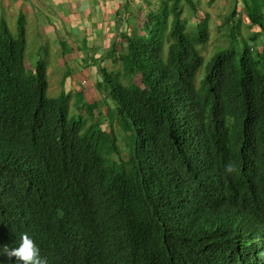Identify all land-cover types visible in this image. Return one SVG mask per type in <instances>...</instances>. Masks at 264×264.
<instances>
[{"label": "trees", "instance_id": "1", "mask_svg": "<svg viewBox=\"0 0 264 264\" xmlns=\"http://www.w3.org/2000/svg\"><path fill=\"white\" fill-rule=\"evenodd\" d=\"M242 1L259 32L231 37L200 81L210 21L187 28L195 0H163L122 33L119 69L95 86L108 128L100 99L81 92L84 115L64 86L50 97L46 59L28 66L24 17L16 33L0 20V247L28 231L49 264L123 251L131 264H264V13Z\"/></svg>", "mask_w": 264, "mask_h": 264}, {"label": "crops", "instance_id": "2", "mask_svg": "<svg viewBox=\"0 0 264 264\" xmlns=\"http://www.w3.org/2000/svg\"><path fill=\"white\" fill-rule=\"evenodd\" d=\"M195 2L197 8L199 4H206L213 8L221 7L222 12L228 11L224 15L229 22L235 7L237 14L241 13L242 8L247 15L246 4L242 0H238L237 4L236 0ZM162 3L163 0H0V20L4 19L16 33L18 19L24 17L28 56L40 55L35 49L41 43H29V40L34 38L35 41H43L41 50L47 52L50 49L46 53L47 57L52 54L53 49L54 54H59L58 64L75 66L77 71L64 77L63 86L69 88L66 89L67 93L77 96L83 90L80 84L95 87L101 78V69H111V65L114 64L111 54L115 43L124 44L121 34L125 32L130 34L135 27L141 28L140 23L145 21L151 9L159 8ZM248 3H258L264 10V5H261L264 4V0H248ZM244 16L240 14L242 19ZM208 17L210 21V14ZM243 22L248 24L245 20ZM259 30V27L254 26L250 31ZM51 41L53 43L49 46ZM55 41L60 43L59 48H56ZM32 61L33 59H30V62ZM47 62L50 64L48 72H54L57 67L53 68L50 60ZM67 77H70V81L68 79L66 82Z\"/></svg>", "mask_w": 264, "mask_h": 264}, {"label": "rangeland", "instance_id": "3", "mask_svg": "<svg viewBox=\"0 0 264 264\" xmlns=\"http://www.w3.org/2000/svg\"><path fill=\"white\" fill-rule=\"evenodd\" d=\"M261 4V3H260ZM184 14H183V18L184 20L187 21V28L188 29H194L195 26L198 24V23H201L204 21V19L206 18L207 15L210 14V39L208 41L207 44L205 45H200L199 46V50L201 52V54L203 55L204 57V65L203 67L200 69L198 75H197V80L199 79V74L201 72L202 77L204 76V73H205V67L206 65L208 64V62L210 61V59L220 50L224 49V48H227V47H230L232 44H230L229 42V39L231 37H236L237 40L239 41V43L241 44V40L243 39H251V37H253L255 34L253 32H251L248 28H246L244 25L245 23L243 22L244 20L249 23V20L245 14V11L241 8V13L237 14V17L235 19V23H239L240 22V31L241 33L239 34V27L238 25L235 26H232L231 24H229L228 22H226V19H225V13H227L228 11L226 12H222L221 10V7H216V8H213L212 6H208L206 4L202 5V4H199L198 5V11L197 13L195 14L193 11L190 10V8L184 4ZM261 5H264V4H261ZM8 9V8H6ZM263 9V6H259V11H264L262 10ZM209 13V14H207ZM35 14H40V13H35ZM240 14L241 15H245L243 17V19L240 17ZM228 18V17H226ZM262 21L264 22V17L262 16ZM13 22V14H12V18H11V24ZM12 26V25H11ZM142 24L140 23L139 27H141ZM13 27V26H12ZM252 28V27H250ZM13 29V28H12ZM28 30H31V28H28ZM233 31V32H232ZM243 38H241V36ZM240 36V37H239ZM41 40H37L35 41L34 38L33 39H30L29 40V43L30 44H43V41L40 42ZM52 41L51 43L49 44V46L52 45ZM41 44L38 45V48H36L35 50L38 52V54H41L37 57H35V55L33 56H28L27 60H28V63H29V67L32 69L34 66H36V62L40 59V58H45L46 61H51L52 63V66L53 68L57 67L56 70L54 72H48L47 70V73H49V77H48V80H49V90H48V95L50 97H53V98H56L60 95V92H61V89L63 87V81L65 80L64 77H66L67 75H73L74 72L77 71V68L75 66H71L69 64H58V60H57V57L59 54H54L53 53V49H52V54H49L48 57L45 55L47 52L45 50H41L42 48H40V46H42ZM59 45L60 43L58 41H55V46L56 48H59ZM236 45H238L236 43ZM41 50V51H40ZM68 51H71L70 49H68ZM51 52V51H50ZM32 57V58H31ZM79 57H82V56H79ZM30 59L33 61L30 62ZM70 59V58H69ZM48 65H50L48 63ZM117 66V67H116ZM111 71H114V72H117V70L119 69L118 65H111ZM109 72H111L109 69H107ZM201 77V78H202ZM70 81V77H67V80L66 82ZM200 81V80H198ZM65 82V83H66ZM137 82L139 83V79L137 80ZM122 83L124 85H127L128 84V80L125 79V78H122ZM81 87L83 88V90H81L82 93H84L85 95V99L88 100L89 102L95 100V99H100V102H101V105L96 109L95 111V114H98L100 115L101 117L96 120L100 121L101 123H103L104 127L105 128H108V121L106 120V117H105V114H106V105L102 102V99H103V95L97 90V88L95 89V87H90V86H86V84H80ZM69 90V88H67ZM81 89V88H80ZM85 90V91H84ZM77 99H81V97L79 95L75 96V94H72V99H71V113L72 114H76V113H79L81 112L82 114L84 115H87L86 113V110L83 109L81 111L77 110L76 108V103H77ZM117 130L120 132V134H123L118 128ZM119 148L122 150V152L124 153V157L126 156V150L125 148H123V146H119Z\"/></svg>", "mask_w": 264, "mask_h": 264}, {"label": "clouds", "instance_id": "4", "mask_svg": "<svg viewBox=\"0 0 264 264\" xmlns=\"http://www.w3.org/2000/svg\"><path fill=\"white\" fill-rule=\"evenodd\" d=\"M226 167L228 171H233L235 165L233 163H229ZM32 194V191L29 193L27 191L20 198L22 199L21 201L29 200ZM251 250L254 249L251 248ZM119 256L121 259L113 261L112 264H131V258L135 257L131 251H123V254ZM0 257H6L8 261H13V258H15L14 264H49L48 256L42 253L39 244L28 231H22L19 233L18 243L15 245L4 244L0 247ZM93 260L94 258L92 259L91 256L87 254L86 264H95ZM0 264H5V260L0 259Z\"/></svg>", "mask_w": 264, "mask_h": 264}]
</instances>
